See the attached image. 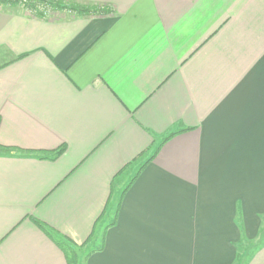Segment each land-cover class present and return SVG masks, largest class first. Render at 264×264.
Returning <instances> with one entry per match:
<instances>
[{
	"label": "crops",
	"instance_id": "0c3cea01",
	"mask_svg": "<svg viewBox=\"0 0 264 264\" xmlns=\"http://www.w3.org/2000/svg\"><path fill=\"white\" fill-rule=\"evenodd\" d=\"M57 3L0 6V264H264V0Z\"/></svg>",
	"mask_w": 264,
	"mask_h": 264
},
{
	"label": "rangeland",
	"instance_id": "374dc122",
	"mask_svg": "<svg viewBox=\"0 0 264 264\" xmlns=\"http://www.w3.org/2000/svg\"><path fill=\"white\" fill-rule=\"evenodd\" d=\"M48 3L46 4L45 3ZM57 3V0H0V6L1 5H6V6H12V7H21L22 9L24 10H27L28 12H30L32 9L36 10V11H41L43 10L42 8H44L46 10V7H48V9L50 10H47L45 11L43 14L41 13H36L38 16H51V14L53 16H55L56 12L59 11V9H56L54 7V4ZM41 6V7H40ZM249 249V253L252 251V247H247ZM246 258V254L242 252L240 258L238 259V262L237 264H243L242 263V260Z\"/></svg>",
	"mask_w": 264,
	"mask_h": 264
},
{
	"label": "trees",
	"instance_id": "16d2710c",
	"mask_svg": "<svg viewBox=\"0 0 264 264\" xmlns=\"http://www.w3.org/2000/svg\"><path fill=\"white\" fill-rule=\"evenodd\" d=\"M54 6H56L54 4ZM35 222L44 230L47 234L52 236L50 230L47 226L40 220H35ZM57 244L64 250L68 264H85L87 257L91 254L90 249L87 251L83 250L84 245H72L66 241H58Z\"/></svg>",
	"mask_w": 264,
	"mask_h": 264
},
{
	"label": "built area",
	"instance_id": "2783aa9c",
	"mask_svg": "<svg viewBox=\"0 0 264 264\" xmlns=\"http://www.w3.org/2000/svg\"><path fill=\"white\" fill-rule=\"evenodd\" d=\"M45 3H46V1H45ZM46 4H48V3H46ZM41 7V6H40ZM43 10H41V11H36V10H34V9H32L31 11H30V13H34V14H36V13H41V14H43L45 11H47V10H50V9H48V7H46V10L44 9V8H42Z\"/></svg>",
	"mask_w": 264,
	"mask_h": 264
}]
</instances>
